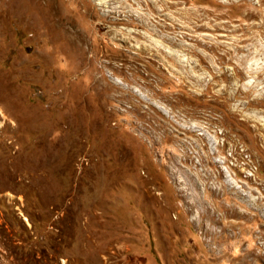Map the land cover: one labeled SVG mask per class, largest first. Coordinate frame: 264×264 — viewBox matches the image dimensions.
<instances>
[{"label": "rangeland", "instance_id": "rangeland-1", "mask_svg": "<svg viewBox=\"0 0 264 264\" xmlns=\"http://www.w3.org/2000/svg\"><path fill=\"white\" fill-rule=\"evenodd\" d=\"M0 264H264V0H0Z\"/></svg>", "mask_w": 264, "mask_h": 264}]
</instances>
